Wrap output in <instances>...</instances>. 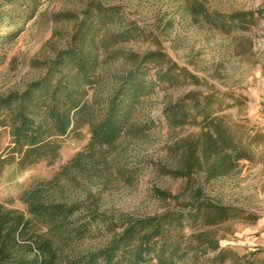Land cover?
<instances>
[{"label": "rangeland", "instance_id": "1", "mask_svg": "<svg viewBox=\"0 0 264 264\" xmlns=\"http://www.w3.org/2000/svg\"><path fill=\"white\" fill-rule=\"evenodd\" d=\"M3 6L4 23L17 28L0 47V97L46 77L58 59H65L59 73H72V58L89 61L97 77L89 95L104 97L142 55L155 56L145 63L153 88L132 114L133 123L146 129L126 133L110 151L107 174L78 176L66 185L68 201L84 203L112 223L182 210L195 201L219 204L243 215L213 229L218 250L182 264H264V0H17ZM179 100L188 109L210 101L208 119L222 123L247 157L221 174H208L204 161L193 163L203 157L202 134L210 126L195 112L174 126L163 108ZM89 139L88 126L80 125L62 138L52 164L7 167L0 204L26 213L21 194L50 180ZM7 141L1 133L0 147ZM99 227L79 250L108 243V231ZM192 231L186 227L182 234Z\"/></svg>", "mask_w": 264, "mask_h": 264}, {"label": "trees", "instance_id": "2", "mask_svg": "<svg viewBox=\"0 0 264 264\" xmlns=\"http://www.w3.org/2000/svg\"><path fill=\"white\" fill-rule=\"evenodd\" d=\"M16 1L0 0V47L11 36L7 32L17 28L10 25L11 21L4 23L3 3L13 6ZM154 57L152 52L142 55L104 97L89 95L97 78L89 61L73 58L76 67L72 73L60 74L65 59H58L46 77L29 83L21 92L0 97V135L5 132L8 138L0 147V176L13 164L20 168L41 162L52 164L59 158L62 138L80 125L88 126L90 134L87 147L50 180L38 182L21 194L26 213L0 204V264H182L188 257L196 259L218 250L213 229L242 212L195 201L182 210L167 209L149 217L112 223L64 195V188L76 177L100 178L112 170L110 151L126 133L146 129V124L137 127L133 123L132 114L143 92L153 88L145 79V63ZM155 78L160 83L165 80L162 72ZM182 103L179 100L163 108L174 126L182 125L189 112L203 116L205 128L210 126L202 134L203 157L193 163L199 166V161H204L208 174H221L247 157V152L226 134L222 123L208 119L205 112L210 101L201 108L195 105L189 109ZM99 225L108 231V243L93 251L79 250L91 230L100 232ZM186 227L193 229L188 236L182 234Z\"/></svg>", "mask_w": 264, "mask_h": 264}]
</instances>
